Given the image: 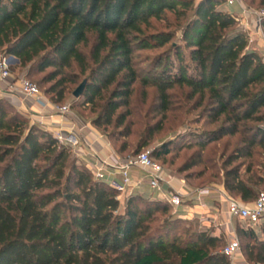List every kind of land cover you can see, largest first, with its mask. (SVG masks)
<instances>
[{"label":"trees","instance_id":"16d2710c","mask_svg":"<svg viewBox=\"0 0 264 264\" xmlns=\"http://www.w3.org/2000/svg\"><path fill=\"white\" fill-rule=\"evenodd\" d=\"M224 4L0 0V58L17 59L15 68L27 77L43 75L39 85L53 105H62L72 86L86 80L83 94L70 106L105 133L119 129L129 116L137 81L156 90L163 111L173 89H187L186 100L196 97L194 106L205 104L202 113L209 122H221L210 142L252 130L245 149L235 150L226 168L250 157L254 146L264 149V127L247 125L264 122V61L247 48L246 33ZM169 16L180 28L179 43H173L177 31L153 25L167 23ZM261 28L264 33V21ZM91 38L90 51H82ZM161 49L146 67L139 65L138 52ZM85 107L91 116L80 111ZM114 136L106 137L121 156ZM160 155L151 158L157 162ZM250 170L242 176L231 167L220 181L229 196L245 204L258 195ZM117 197L69 146L0 98V264H229L220 251L222 239L182 227L186 220L171 213L169 202L131 193L119 213ZM252 228L238 231L252 242L245 256L264 264V224L259 232Z\"/></svg>","mask_w":264,"mask_h":264},{"label":"rangeland","instance_id":"374dc122","mask_svg":"<svg viewBox=\"0 0 264 264\" xmlns=\"http://www.w3.org/2000/svg\"><path fill=\"white\" fill-rule=\"evenodd\" d=\"M224 8L233 14L237 19L238 28L244 31L249 39L252 33L248 28H243L245 19L242 15V9L259 11L264 9V4H261L260 0H236L232 5H229L228 0H225ZM167 21V23L153 22V25L159 31H177V36L173 40V43H179L180 28H176V22L171 16L168 17ZM92 42L93 39L91 38L88 45L82 47L81 50L85 52L90 51ZM166 48H168V46ZM247 48L255 50L264 61V39H257L253 45H247ZM162 51L163 49L138 52L139 65L141 67L142 65L146 67L149 63V59ZM7 59H10V57H7ZM15 66L14 64H10V72L15 81L24 77L36 84L40 92L43 93V89L39 85V80L43 75L27 77L25 70H20L15 68ZM83 80L76 86H72V91H74ZM170 93L169 109L163 111L160 107L156 90L152 87H143L137 81L133 86L129 116H127L124 124L119 129L110 127L106 133L102 130H99V132L105 137L107 133L109 135L115 134L114 138L117 139L115 144L116 150L118 148H123V153L120 156L123 159H128L132 157V154L142 151H150L151 155L157 152L160 153L161 155L156 161L162 166L165 174L174 180L182 181L190 190L208 189L211 192H217L221 186L220 181L223 177V172L226 171V169L237 166L240 170V174L243 176L245 170L250 166L251 170L247 176L258 183L256 187L258 191L257 194L264 192L263 148L254 146L250 150V157L233 162L229 167L225 168V163L234 154L235 150L239 148L245 149V140L252 134V130L233 136H224L215 142H210V139L213 138V132L218 129L221 122L211 124L206 114L202 113L205 104L203 103L201 107L194 106L197 101L196 97L193 100H186V94L188 93L187 89L175 88ZM0 98L8 101L13 106L14 110L28 118L25 112L18 110V108L11 103L13 99L10 96H6L4 93L0 92ZM74 99L72 94H70L62 105H70L73 103ZM80 111L87 117L91 116L90 107H85L84 109H80ZM123 111L124 110H119L117 113ZM29 123L32 122L29 120ZM247 125L255 129L256 126L264 127V122H248ZM119 133L123 134L122 137L119 136ZM144 142H147V146L141 147ZM199 143H205V147L201 148L198 145ZM110 147L113 150V146L111 145ZM140 193V195L147 200L154 199L166 201L159 198L158 193L150 191L147 187L142 188ZM126 196L127 195L118 199L120 203L119 213H122ZM168 196L171 198V194L168 193ZM171 213L175 217H179L174 209ZM224 214H226V208L224 209ZM231 221V223L227 222L225 232H219V237L222 239L220 251H222L227 242H229L231 235L232 239H236L240 245V249L236 254L238 259H241L240 261L242 262L244 261V264H254L249 262L245 256V247L247 244L252 243L251 240L238 234L239 230L248 231L251 229V226L237 219ZM263 224L264 219L257 225L252 226V229L259 232ZM211 225L213 226L214 224L211 223ZM182 227L193 232L207 231L213 233L215 230V227H212V229L203 227L200 221L193 222L186 220ZM233 261L234 259H229V264H232Z\"/></svg>","mask_w":264,"mask_h":264},{"label":"crops","instance_id":"0c3cea01","mask_svg":"<svg viewBox=\"0 0 264 264\" xmlns=\"http://www.w3.org/2000/svg\"><path fill=\"white\" fill-rule=\"evenodd\" d=\"M10 64L17 65L9 59ZM18 83L11 78L0 82V92L6 96H10L12 104L18 110L25 112L28 119L32 123L40 124L47 132L54 137L61 135L70 143L77 142L76 146L70 147L73 155L87 166L92 172L96 167L101 168L103 180L110 183L118 181V167L125 160L113 152L109 145V141L103 136L98 129L91 125L90 121L83 118L76 109L70 107V112L64 116L56 112L54 105L49 102L46 106L37 104L33 99L24 98L17 91ZM60 106V105H59ZM130 176L133 184L138 186L133 193L141 194L142 188H148L145 173L138 169L132 168ZM172 179V178H171ZM172 186L181 193V203L178 206H173L177 215L193 222H202L203 227H215L213 234L219 236V232H225L227 222L232 221L224 214L226 208L225 203L219 197L218 193H226L223 186H220L217 192L210 191L208 195H198L195 190H190L182 181L172 179ZM197 191V190H196ZM159 194V198L168 200V193H173L171 189L163 187L162 191L155 192ZM171 192V193H170ZM186 194V196H185ZM227 216V217H226ZM211 223L214 225L212 226ZM212 226V227H211ZM257 232V231H256ZM232 239L230 235V240ZM232 264H244L240 261L237 255L234 256Z\"/></svg>","mask_w":264,"mask_h":264},{"label":"built area","instance_id":"2783aa9c","mask_svg":"<svg viewBox=\"0 0 264 264\" xmlns=\"http://www.w3.org/2000/svg\"><path fill=\"white\" fill-rule=\"evenodd\" d=\"M236 0H228V4L232 5ZM242 15L245 19L243 28L251 31L248 39V46L253 45L257 39H264V34L261 28V23L264 21V9L259 11H251L242 9ZM261 42V41H260ZM12 77L10 72V62L7 58L0 59V82ZM18 83L17 91L24 98L33 99L37 104L46 106L49 104L48 99L40 92L38 86L28 79L21 77L16 80ZM56 112L64 116L70 112L69 105H54ZM57 140L60 144L69 147L76 146L77 142H69L66 138L59 135ZM132 168H138L145 173L148 187L155 192L162 191L163 187L171 189V198L166 200L173 206H178L181 203V193L175 190L172 186V179L166 175L162 166L151 158L150 151H142L136 156L125 159L118 167L119 180L111 181L110 185L118 192V199L122 196L133 193L137 188V184H133L130 176ZM93 172L96 180H103L101 168L96 167ZM198 195H208L210 190L201 189L195 191ZM226 207V214L230 220L237 219L247 223L249 226L257 225L264 219V192H260L254 201L249 204L243 203L240 199L233 198L227 193H218ZM186 196V194H185ZM240 245L236 239H231L222 249V254L228 259H233L238 253Z\"/></svg>","mask_w":264,"mask_h":264},{"label":"water","instance_id":"95a60500","mask_svg":"<svg viewBox=\"0 0 264 264\" xmlns=\"http://www.w3.org/2000/svg\"><path fill=\"white\" fill-rule=\"evenodd\" d=\"M10 59L15 62L18 63L17 59L10 57ZM86 80H83L82 83L74 90L72 96L75 99H78L84 92L85 86H86Z\"/></svg>","mask_w":264,"mask_h":264}]
</instances>
